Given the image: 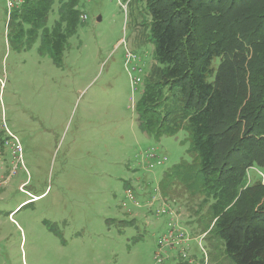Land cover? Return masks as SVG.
I'll return each mask as SVG.
<instances>
[{
	"label": "rangeland",
	"instance_id": "374dc122",
	"mask_svg": "<svg viewBox=\"0 0 264 264\" xmlns=\"http://www.w3.org/2000/svg\"><path fill=\"white\" fill-rule=\"evenodd\" d=\"M22 2L0 0V264H234L198 192L189 131L155 138L138 125L160 68L144 0H78L60 66L39 37L14 40L9 18ZM171 91L162 111L179 106ZM175 229L184 251L162 242Z\"/></svg>",
	"mask_w": 264,
	"mask_h": 264
},
{
	"label": "trees",
	"instance_id": "16d2710c",
	"mask_svg": "<svg viewBox=\"0 0 264 264\" xmlns=\"http://www.w3.org/2000/svg\"><path fill=\"white\" fill-rule=\"evenodd\" d=\"M53 4L23 0L9 22L14 40L39 37V51L60 66L79 22L78 0H60L49 28ZM144 6L160 68L136 106L138 125L155 138L189 131L197 189L203 203L211 201V230L234 264H264V0H144ZM166 88L179 93V106L162 111ZM249 169L261 173L260 181L250 184Z\"/></svg>",
	"mask_w": 264,
	"mask_h": 264
},
{
	"label": "built area",
	"instance_id": "2783aa9c",
	"mask_svg": "<svg viewBox=\"0 0 264 264\" xmlns=\"http://www.w3.org/2000/svg\"><path fill=\"white\" fill-rule=\"evenodd\" d=\"M7 1V7L8 8H11L13 7L14 3L17 1V0H6ZM126 7V6H125ZM128 59H130L132 57V55L128 54L126 55ZM135 81L136 82H139V78H135ZM8 135L13 138L14 141H10L12 142L13 146H12V153H13V156H16L18 158L17 162H20V159H21V154H20V146L19 144L17 143V139L15 136H13L10 132H8ZM8 143L9 141H6L4 142V146H8ZM153 153L155 154V150H153ZM0 155H1V150H0ZM156 157L155 155H152L151 158H154ZM16 160V159H15ZM158 163H160L158 161ZM1 178V176H0ZM165 209V208H164ZM166 210V209H165ZM171 210V209H170ZM169 210V211H170ZM173 216V215H172ZM174 228V227H173ZM169 237V238H168ZM165 241V244L166 245H169L171 248L174 247V246H179L180 245V251H184L183 248H182V245L185 241V238H184V233L182 232V230H168V233L166 235H164L162 237V242ZM184 255V254H183ZM190 264H196L195 262H193L192 260L189 261ZM203 264H206V259L204 261Z\"/></svg>",
	"mask_w": 264,
	"mask_h": 264
},
{
	"label": "bare ground",
	"instance_id": "6f19581e",
	"mask_svg": "<svg viewBox=\"0 0 264 264\" xmlns=\"http://www.w3.org/2000/svg\"><path fill=\"white\" fill-rule=\"evenodd\" d=\"M13 140V139H12ZM7 147H9V146H7Z\"/></svg>",
	"mask_w": 264,
	"mask_h": 264
}]
</instances>
